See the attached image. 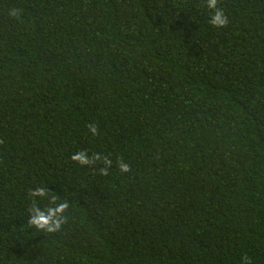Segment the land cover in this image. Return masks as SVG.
I'll return each mask as SVG.
<instances>
[{
  "label": "trees",
  "instance_id": "obj_1",
  "mask_svg": "<svg viewBox=\"0 0 264 264\" xmlns=\"http://www.w3.org/2000/svg\"><path fill=\"white\" fill-rule=\"evenodd\" d=\"M217 7L0 0V264H264V0Z\"/></svg>",
  "mask_w": 264,
  "mask_h": 264
},
{
  "label": "clouds",
  "instance_id": "obj_2",
  "mask_svg": "<svg viewBox=\"0 0 264 264\" xmlns=\"http://www.w3.org/2000/svg\"><path fill=\"white\" fill-rule=\"evenodd\" d=\"M217 4L218 0H206L207 8L212 10V15L209 20V23L217 28H220L228 24V17L226 16L222 8L217 7ZM9 15L19 18V10L11 9L9 10ZM87 127L93 136L98 134V129L94 123L87 125ZM71 159L81 165H93L97 161L103 160V163L106 167L99 169L101 175L108 174L107 167L111 166L112 163L111 160H109L107 157H101L99 153H93L92 157L89 158L87 153L84 151L74 153L71 156ZM119 169L121 172L130 171L129 165L122 161L119 162ZM29 195L33 197H43L47 195V192L44 188L40 187L31 190L29 192ZM55 202L56 197H52L50 204L54 206H49L46 210H42L41 208L37 207L35 205V201H33V206L29 209L31 215L27 221L28 226H34L36 229L42 230L47 233H54L60 231L62 224H64L67 219L64 213L68 210L69 203L67 201H64L59 204H56Z\"/></svg>",
  "mask_w": 264,
  "mask_h": 264
}]
</instances>
